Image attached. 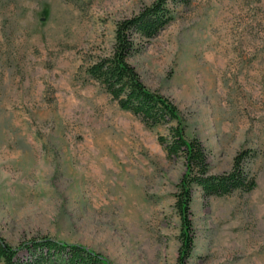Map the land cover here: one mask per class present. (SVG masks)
Segmentation results:
<instances>
[{
	"label": "rangeland",
	"instance_id": "obj_1",
	"mask_svg": "<svg viewBox=\"0 0 264 264\" xmlns=\"http://www.w3.org/2000/svg\"><path fill=\"white\" fill-rule=\"evenodd\" d=\"M154 0H0V235L52 237L111 264H177L182 157L84 72L116 23ZM172 20L130 58L198 137L213 174L250 156V192L194 188L188 264H264V0L171 3Z\"/></svg>",
	"mask_w": 264,
	"mask_h": 264
},
{
	"label": "trees",
	"instance_id": "obj_2",
	"mask_svg": "<svg viewBox=\"0 0 264 264\" xmlns=\"http://www.w3.org/2000/svg\"><path fill=\"white\" fill-rule=\"evenodd\" d=\"M186 0H154L136 15L116 23L114 42L108 54L86 63L85 74L98 82L118 106L139 117L148 127L168 126L160 136L167 157H182L185 171L176 185L174 208L180 220L177 264H188L193 254L196 233L192 219L194 188L205 196H225L236 191L250 192L257 187L256 177L244 166L249 150L238 153L232 168L213 174L202 141L188 137L187 120L178 106L164 94L150 89L130 58L143 49V40L156 37L172 20L171 3ZM0 264H111L99 252L78 243L44 236L14 246L0 235Z\"/></svg>",
	"mask_w": 264,
	"mask_h": 264
}]
</instances>
